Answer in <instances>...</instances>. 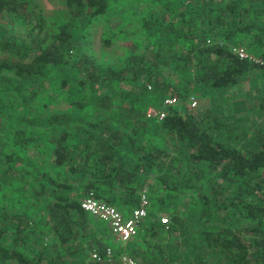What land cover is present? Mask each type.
I'll return each mask as SVG.
<instances>
[{"label":"trees","instance_id":"trees-1","mask_svg":"<svg viewBox=\"0 0 264 264\" xmlns=\"http://www.w3.org/2000/svg\"><path fill=\"white\" fill-rule=\"evenodd\" d=\"M62 1L66 16L57 19L30 0H0V78L31 81L30 96H40L36 105L44 109L51 74L71 70V78L61 76L59 97L67 94V105L82 110L76 122L63 112L38 116L29 110L33 105L19 115L20 124L0 120V264H94L82 256L105 239L97 216L80 206L89 190L125 214L144 191L148 212L138 226L152 237L161 231L169 239L198 214L185 264L225 258L227 264H264V129L255 128L252 142L242 144L238 132L224 140L210 112L198 118L184 103L169 106L161 120L144 114L155 98H183L188 89L169 80V69L217 95L254 68L264 76V0H189L179 11L172 0H146L121 62L107 56L106 32L102 50L74 54L112 0ZM238 39L260 60L232 52L230 42ZM100 54H106L105 64ZM257 97L263 111L264 88ZM87 108L105 116L92 118L84 114ZM160 130L168 135L165 144ZM41 141L50 147L53 169L34 156ZM185 190H195L201 204L187 215L176 206ZM26 197L37 203L36 217L23 204ZM161 209L169 214L168 227L157 216ZM99 220L111 237L107 222ZM47 233L51 248L44 246ZM130 240L126 250L140 264H171L179 252L180 243L172 240L155 243L151 255L152 245L141 248Z\"/></svg>","mask_w":264,"mask_h":264},{"label":"rangeland","instance_id":"rangeland-1","mask_svg":"<svg viewBox=\"0 0 264 264\" xmlns=\"http://www.w3.org/2000/svg\"><path fill=\"white\" fill-rule=\"evenodd\" d=\"M32 3H37L41 13L44 16L49 18H57L62 19L66 16L65 5L62 0H30ZM173 5L176 10L187 9L190 4L189 0H172ZM149 3L146 0H112L107 8V12L99 19L98 28H91V33L84 38H80L77 43V48L74 50V54L76 57H79L82 52L85 50L89 53L93 49H99L103 44V39H101V33L106 32L110 35V46L106 48L109 50V54L107 56L115 61L119 58L120 62L123 61L121 57L125 51V47L127 48L125 39L133 36L135 31L133 28L139 25V16L142 14L145 6ZM123 27V28H120ZM121 30L119 35L116 33L117 30ZM111 32H110V31ZM230 44L238 45L245 48L248 52H250L255 58L259 57V54L255 51V49L249 48V46L245 45L240 39L231 41ZM99 50H102L100 48ZM98 51V50H97ZM106 54L99 55L100 63H106ZM71 70H66L61 68H56L54 70V74H51L50 80L47 84V94L46 97L49 98L48 105L41 109L36 105L37 99L40 96L31 97L32 90V82L29 80H16V78H11L8 76H3L0 78V112L3 114L0 115V120H11L14 119V122H19V115L26 113L27 108L33 105V109L29 108L30 111H33L38 116L42 115L45 112L48 113H57L63 112L68 113L71 116V120L76 122L82 116L80 109H77L71 105H67L68 100L66 101V95L63 97H59L60 86L59 81L61 76H66L68 78L72 77ZM169 80L175 82L177 85L181 87L185 86L188 89L182 95L183 98H179V96L174 95L177 98V104L184 103L190 110L193 112L198 118L208 112L213 115L215 118V122H218V127L222 130V135L225 136L224 140L229 139L226 135H234L235 132H238V140L237 143L240 142L242 144H249L253 140L254 129L262 128L264 129V110H259V105L257 102V96L262 94V89L264 88V76L259 68H254L248 73L241 76L239 81L233 85L229 90L223 95H217L216 91L205 88L201 89L198 87H193L192 85L186 83L185 78L183 77L184 73L180 71L175 72L173 69H169L165 71ZM185 76V75H184ZM122 88H127L126 84L122 85ZM214 91V92H213ZM170 96V95H167ZM165 97V96H164ZM160 98H155L153 100L152 105L157 104ZM195 101V104L192 102ZM148 105H150L148 103ZM91 114V117H103L105 116L104 112H100L98 109L87 108L85 109L84 114ZM37 116V117H38ZM211 117V118H212ZM68 124V128H72V123ZM150 123H154L150 121ZM151 124H149L150 126ZM158 137L162 143H166L167 134H164L163 130L157 132ZM166 137V138H165ZM0 138H2V134L0 133ZM34 149V156L38 163L43 168L53 169L55 166L50 162V147L47 142L41 141L38 143V147L32 148ZM196 192L195 190H185L180 194L177 198L178 208H185L184 213L189 214L190 207H195L196 210L200 207V202H196ZM23 204L29 207L28 212L30 217H36L38 214V206L37 203L32 202L29 198L23 199ZM115 206V205H114ZM117 207V206H116ZM175 207V205H174ZM118 208V207H117ZM162 210V211H161ZM157 212V216L161 220L162 217L168 216L169 214L161 209ZM148 212V211H147ZM195 212V211H193ZM198 215V214H197ZM197 215L195 214L192 222L189 226L178 227L174 230L173 234L170 235V238L167 239L163 232L159 231L160 234H157L155 237H152L149 233L144 232L142 228L137 225L136 233L132 236L131 240H135V243L138 247H147L148 244L152 245L149 247V251L154 249L153 245L157 242L166 243L169 240L176 241L180 243L177 255L173 258L171 264H185L187 261L186 253L188 251V242H195V230L194 226L196 223ZM147 216V215H146ZM222 217V215H220ZM96 225L101 227L100 235L104 237V245H111L115 249L120 246V242L110 237L109 232H106L105 224L101 223L99 218L95 217ZM144 218V217H143ZM191 218V217H190ZM141 221V220H140ZM162 222V220H161ZM163 223V222H162ZM241 226H245L248 222H239ZM168 224H164L165 227H168ZM48 232V231H47ZM44 246L51 248L52 243V235L47 233L44 235ZM130 240V241H131ZM178 240V241H177ZM187 240V241H185ZM55 243V242H54ZM150 255L152 251L149 252ZM222 256L223 254H219ZM82 259L89 261L88 252L82 256ZM213 264H227L228 260L225 258V262H213Z\"/></svg>","mask_w":264,"mask_h":264},{"label":"built area","instance_id":"built-area-1","mask_svg":"<svg viewBox=\"0 0 264 264\" xmlns=\"http://www.w3.org/2000/svg\"><path fill=\"white\" fill-rule=\"evenodd\" d=\"M232 52L236 53L239 58H255L245 48L238 45H230ZM148 87H150L148 85ZM177 101L174 95L161 98L158 105H148L144 114L148 118L161 120L167 113V108ZM195 104V101L192 102ZM80 206L83 210L99 217L107 222L110 232L116 240L120 242V250L116 253V249L111 245L98 246L94 245L88 250L89 259L94 264H140V262L126 250V244L136 233L137 225L140 220L147 214L148 197L143 191L140 195V201L129 214H125L119 208L111 203L101 200L94 196L93 191H87L80 199ZM164 224H168L170 218L168 216L161 218Z\"/></svg>","mask_w":264,"mask_h":264},{"label":"crops","instance_id":"crops-1","mask_svg":"<svg viewBox=\"0 0 264 264\" xmlns=\"http://www.w3.org/2000/svg\"><path fill=\"white\" fill-rule=\"evenodd\" d=\"M230 45H233V44H230ZM118 248V247H117Z\"/></svg>","mask_w":264,"mask_h":264},{"label":"bare ground","instance_id":"bare-ground-1","mask_svg":"<svg viewBox=\"0 0 264 264\" xmlns=\"http://www.w3.org/2000/svg\"><path fill=\"white\" fill-rule=\"evenodd\" d=\"M138 230V229H137ZM127 245V244H126Z\"/></svg>","mask_w":264,"mask_h":264}]
</instances>
